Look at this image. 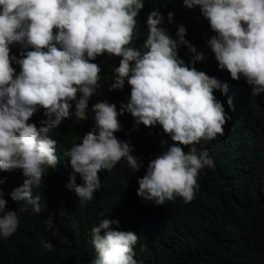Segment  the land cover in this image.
Here are the masks:
<instances>
[{
    "label": "clouds",
    "instance_id": "9594fccd",
    "mask_svg": "<svg viewBox=\"0 0 264 264\" xmlns=\"http://www.w3.org/2000/svg\"><path fill=\"white\" fill-rule=\"evenodd\" d=\"M184 6H198L208 21L214 35L207 46L218 69L226 70L233 81L244 79L251 96L264 93V0H184ZM143 8L144 0H0V172L19 169L25 178L9 194L21 204L19 210H6L8 201L0 190V238L17 231L19 213L39 215L44 210L33 189L60 162L57 141L49 132L73 114V107L79 120L87 119L88 111L94 120L80 143L64 153L72 169L65 187L81 207L100 189L101 170L111 171L122 160L133 171L141 166L132 154L134 146L115 135L122 130L118 116L124 113L131 115L136 128L159 125L172 142L137 180L136 194L145 204L163 206L177 198L191 202L201 170L215 167L205 145L223 136L231 120L214 95L225 93L227 85L198 71L195 61L186 64L178 56L181 46L190 53L196 49L185 39V26H177L175 39L169 35L165 22L173 23L172 11L165 17L151 10L146 39L135 47L136 18ZM14 44L23 50L19 58L10 55ZM104 54L120 58L109 91L122 90L125 83L130 87L119 112L103 100L88 107L91 97L102 95V69L93 61ZM200 59L197 54L195 60ZM227 105L233 108L231 97ZM41 109L45 119L37 127L29 120ZM165 143L161 141L162 147ZM45 223L53 235L59 231L52 215ZM118 227V221L104 218L91 228L96 255L90 264H138L137 234ZM42 247L54 251L50 241Z\"/></svg>",
    "mask_w": 264,
    "mask_h": 264
},
{
    "label": "trees",
    "instance_id": "16d2710c",
    "mask_svg": "<svg viewBox=\"0 0 264 264\" xmlns=\"http://www.w3.org/2000/svg\"><path fill=\"white\" fill-rule=\"evenodd\" d=\"M154 8L165 17L169 11L174 12L173 23L165 22L172 38H176L178 25L185 26V39L196 52L190 53L181 46L178 56L186 64L195 61L198 71L227 85L225 93L216 91L214 95L231 120L226 122L223 136L205 145L215 167L201 170L197 178L199 189L191 202L185 204L177 198L163 206L145 204L136 194L137 180L145 175L149 161L166 151L172 142L159 125L136 128L131 115L124 113L118 116L122 130L115 135L134 146L132 154L141 166L133 171L122 160L111 171L101 170L100 189L81 207L79 199L65 187L72 169L64 153L80 143L79 138L94 127V120L91 111L87 112V119L79 120L73 107V114L49 132L50 138L57 141L60 162L33 189L44 210L39 215L30 211L19 213L17 231L7 239L0 238V264H90L96 255L90 231L104 218L118 221V230L137 234L134 259L138 264H264V93L251 96V86L244 79L233 81L226 70L218 69L207 46L214 33L199 7L188 9L184 0H144V8L136 18L139 31L133 41L135 47L139 48L146 39L147 14ZM21 51L19 45L10 46V55L19 58ZM197 54L202 59L195 60ZM119 59L104 54L93 61L102 69V95L90 98L89 109L103 100L115 104L119 112L120 105L127 103V83L122 90L109 91ZM13 67L18 73L19 67ZM229 97L232 109L227 105ZM43 119L41 109L29 122L40 127ZM161 141L166 142L163 147ZM184 151L187 152L186 147ZM0 179L5 181L0 190L8 201L6 210H19L21 204L13 202L9 194L23 183L21 170L0 172ZM76 183H82L78 175ZM49 215L59 225L55 235L46 228ZM44 241L53 244V252L44 250Z\"/></svg>",
    "mask_w": 264,
    "mask_h": 264
}]
</instances>
